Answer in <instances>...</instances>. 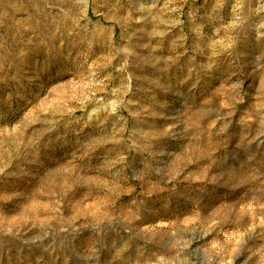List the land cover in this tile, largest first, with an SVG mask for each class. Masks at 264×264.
<instances>
[{"label": "rangeland", "instance_id": "1", "mask_svg": "<svg viewBox=\"0 0 264 264\" xmlns=\"http://www.w3.org/2000/svg\"><path fill=\"white\" fill-rule=\"evenodd\" d=\"M0 264H264V0H0Z\"/></svg>", "mask_w": 264, "mask_h": 264}]
</instances>
